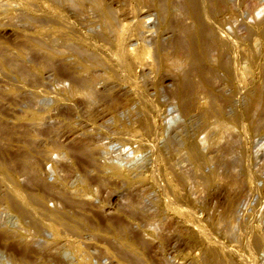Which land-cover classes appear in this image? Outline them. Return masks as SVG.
<instances>
[{"label": "bare ground", "instance_id": "6f19581e", "mask_svg": "<svg viewBox=\"0 0 264 264\" xmlns=\"http://www.w3.org/2000/svg\"><path fill=\"white\" fill-rule=\"evenodd\" d=\"M17 1L21 5L19 12L9 1L0 2L1 31L7 27L16 29L13 43L0 40V78L8 80V93L16 94L19 84L39 89L45 85V75L66 78L70 86L59 96L81 97L88 107L81 117L90 132L83 128L71 130L68 122L51 125L48 112L29 107L23 108L22 115L9 112L13 119L9 121L5 117L10 108H0V207L15 218L13 228L0 225V246L11 252L10 264L50 262L51 257L47 258L38 247L45 236L51 238L57 250H80L86 233L91 242H105V253L118 264H153L147 261L144 244L128 225L141 222V218L149 219L148 214L138 210L142 205L139 198L127 201V211L119 209L127 221L115 216L108 218L109 228L97 224L96 211L91 209L95 205L81 197L89 192L87 175L83 173L78 178L82 188L74 194L65 190L69 176L66 173L60 179L61 190L42 180L36 156H43L45 149V154L50 153L48 158L66 157L69 165L85 173L100 164L124 183L138 185V192L144 191L142 183L149 181L158 190L159 203L165 211L181 219L186 229L196 227L192 241L200 248L201 257L193 264H264L263 229L240 220L241 234L229 238L239 245V250H234L217 241L203 226L186 191L190 181L210 189L219 182L220 171V178L233 189L240 186L241 177L232 172L229 161L224 164V156L237 150L243 158L250 156L252 135L264 129V17L248 27L244 37L231 42L221 30L235 0H118V9L105 0ZM259 4L257 0L250 7L256 17L263 12L258 10ZM154 18L158 25L154 22L157 27L149 29L148 23ZM148 36L151 43L146 40ZM167 70L176 76L171 90L159 77ZM147 80L151 83L147 84ZM219 83L230 87L232 96L243 93L242 110L233 115L226 113L230 101L219 95ZM147 85L152 87V94ZM117 87L128 89L131 99H121L122 95L115 93ZM161 96L176 100L181 115L189 122L193 119L190 113L195 111L201 119L200 130L207 131L206 141L181 136L179 142L174 138L164 142L165 112L156 101ZM119 101L123 105L118 106ZM130 106H134L133 121L123 123L121 115ZM100 130L105 131L99 136L115 137L129 154L133 151L129 146L134 144L137 150H150L154 164L150 176L145 178L141 165L127 166L120 159L108 161V148L99 136H94V131ZM62 135L65 138L60 140ZM160 140L167 155L160 151ZM173 157H181L180 162L191 171L184 170ZM240 170L241 176L247 172L249 176L247 166ZM63 171H70V167ZM246 178L253 189L255 179ZM51 198L59 199L67 211L48 209L46 203ZM238 212L234 199L228 201L220 220L213 225L214 231L239 221ZM108 238L117 240L126 251L119 250Z\"/></svg>", "mask_w": 264, "mask_h": 264}, {"label": "rangeland", "instance_id": "374dc122", "mask_svg": "<svg viewBox=\"0 0 264 264\" xmlns=\"http://www.w3.org/2000/svg\"><path fill=\"white\" fill-rule=\"evenodd\" d=\"M2 1L4 0H0V2ZM7 1H9L13 5L14 9L17 12H19V10L21 11V5L19 4V1ZM117 1L118 0H105V2L108 3L113 9H118L116 7H119L120 2L118 1L117 3ZM235 1L232 2L231 6H229L228 15L226 16V24L221 30L222 34L229 38L231 42H235L239 37H244L248 27L252 26L254 23L259 22V20L264 17V0H260L258 10H263V12L260 14V16L258 15V17L254 15L256 11L252 12L250 8L255 4L257 0H238V6ZM47 12L48 14L52 13L51 11L50 13L49 11ZM154 20L155 21H152L153 24L152 22L148 23L149 29H155L157 27L158 21L156 20V18H154ZM71 22L73 24L72 19ZM154 22H156L157 25H155L156 23L154 24ZM18 27L20 26L18 25ZM75 27L76 26L74 25V28ZM15 32L16 29L10 27H7L6 30L3 29V31H1L0 29V40L2 41V43H13L16 35ZM149 37L150 36H148L146 40L149 39L151 41L152 39L151 37ZM248 43L249 42H245L244 45ZM11 48L15 52V48L12 46ZM242 49L243 48H241V50ZM133 50L134 49L131 48L130 52H133ZM227 58L231 59V55L227 56ZM159 77L160 79H162L163 85H166L169 90L174 88L176 79L175 72H173L172 70L162 71L159 73ZM1 78L4 80H2ZM1 78L0 93L2 97L0 98V108H10L7 109L9 110L8 113L6 112L8 117L6 116L5 118L9 119L12 114L13 116H17L18 114L22 115L21 112H23V108H36L38 110H45V112H48V114L50 115L49 121L51 125H65V122H68L70 126L69 129L71 130H78L83 128L85 129V131L90 132V128L86 127L84 120L81 117V115H83L82 112L85 110V108H88L81 97L79 95H75L69 97V99H62V97L59 96L63 94V92L68 90L70 86V83L68 80H66V78L57 79L55 78V76L47 77V75H45V79L43 81L45 84L43 85L44 87L41 86L39 89L35 88L34 90V88L29 89V87L24 85V87H22V85L19 84V87L21 88L14 95H10L8 93V80L3 78L2 76ZM149 83H151V81L147 80V84ZM217 87L219 95L222 97V99L230 101L225 108V111L228 115H233L237 110L243 109V93L240 92L239 94L232 96L230 87L224 84L221 85L220 83L219 85H217ZM150 88L152 87L150 85H147L148 93L152 94L153 91ZM120 90L122 91L120 92ZM115 93L119 96L122 95L120 97L121 99H131L128 89L123 90V88L117 87L115 89ZM130 101V103L133 102L132 100ZM156 101L158 106L160 108H163L165 112V119L163 120V129L165 130L166 127V132L163 133L164 142H166L167 138H174V140H176L175 142H179L177 140H180L181 136L182 138L195 137L196 141H206L208 137L206 133L207 131L200 130L201 119L195 116V111L190 113L189 116H192L193 119L191 118L192 121L190 120L189 122L186 117L181 115L180 108H178L177 102L173 98L168 96H161ZM118 103V106L123 105V102L121 101H119ZM130 107L131 108H128V112L124 110L125 113L123 112L124 114L121 115L120 119L123 123H131V121H133L132 113L134 110V106ZM16 109L19 112H17ZM11 110L16 111V113H13ZM9 112H11L12 114ZM62 116L68 117L69 120H64ZM123 116L124 118H122ZM10 120L13 119L10 118L9 121ZM104 131H94V136H99V134L102 135ZM252 136L254 137H251L252 140H250L252 144L250 145V156L248 155L243 158L241 151L237 149V151H233L232 153L224 156V164H228L227 161H229L230 169L232 168L231 170H233L232 172L241 177L239 178L240 186L238 189H233V186H231L226 180L220 178L221 171L219 172L220 183H216L210 189H205L206 185H204L203 188L199 184L192 183L191 181L186 185V191L188 190L187 192L192 201L191 203L194 206L195 210L198 211L203 226L212 232V236H214L217 241L225 243L228 247H231L234 250H239V245L235 242L231 243L229 238L238 237V235L241 234L242 229L240 228L239 223L242 224V222L240 220H244L247 223L252 222L254 226H258L259 228L264 230V129H261L257 135ZM63 138H65V136L62 135L60 140H63ZM98 138L100 140L102 139V143H104L103 145L108 148V161L112 159H120L126 162L127 166L141 165L143 166L142 172H144L145 178L147 179L150 176L154 165L151 160L152 154L150 150H137V145L134 144L132 146H129L133 149L132 153L129 154L127 146L125 147L127 149H124V147H122L123 143L118 141L115 137L104 138L103 136H99ZM162 140H160L161 142L159 141L160 151L162 155H167L168 152L166 150H163L164 142L162 143ZM204 145L206 147L207 142ZM45 148L47 147H43V149ZM43 151V156L37 155L36 159L38 158L37 161L41 164H39V174L41 173L40 177L42 176V180L46 184H48V186H56L54 187L56 189L57 187H59V185L61 187V177L68 174V181L66 180L65 182V190L69 194H74L82 188L79 180L83 177V175H87L86 177L89 179L91 186L89 185V192L87 190V192L85 193L86 196L84 195L83 198V194H81V197L82 199L90 200L92 206L93 204L96 206V210H94L95 206L91 207L92 212L96 211L94 214V220L97 224H104L106 226L105 228H109L110 224L107 220L110 217L115 218V216H117L120 217L121 220L127 221L123 217L126 215L120 212L119 209L127 211V201L135 199L136 197L137 200L139 198L138 201L140 205H142L139 206L138 210H140V212L144 211L145 214H148L149 219L145 220L141 218V222L143 224L139 221L137 223H130L128 225L132 229L134 237L144 244L146 250V258L149 263L193 264L194 260H197L201 257L200 248L192 241V236L195 233L193 231L196 229V227L186 229L187 227L184 225L181 219H179L172 212L165 211L162 205L160 206L161 203H159L160 195L158 190L152 184H150L149 181L145 180L142 183L144 191L138 192V185L131 186L124 183L117 176H113L111 171L105 170L102 166H100V164L95 168L97 169V171H95L94 168H92V170L87 169V173L89 171L92 172L90 174H87L85 172H82L83 170L78 168L76 165H69L70 163L68 162V159L66 157H61L60 159L58 157L56 159L52 156L53 158H48L50 153H46L48 154L46 155L45 151L47 150L45 149ZM207 151L208 150L206 149L205 152ZM44 155L46 156V158L44 157ZM173 160L176 163L180 162L181 157H173ZM179 164L181 167H185L184 170L191 171V167L189 169L187 164L181 162ZM63 165L65 167H63ZM67 166L70 167V171H67L70 172V174L63 171V169L65 170ZM246 166L249 169V176L247 172L243 177L241 176L242 172H240V169H244V167ZM246 177L255 179V187L253 189L249 187ZM97 179L100 181H98ZM93 180L96 182H93ZM18 182L19 184H23L22 179H19ZM199 183L202 182L199 181ZM60 187L58 188L59 190H61L62 188ZM75 190L78 191L75 192ZM136 193L138 196L136 195ZM231 199H234L235 204L237 205V208L239 210V215L237 214L239 221L226 226V229L222 230V228L219 227L221 228L220 231H214L213 225H216L218 223L223 211H225L228 201H230ZM46 206H48V209L51 210L67 211L64 210L66 208H64L62 202L59 199L55 198H51V200L46 203ZM141 207L142 209H140ZM106 212H110V214L108 213L107 215ZM103 214H105L104 217ZM88 215L92 214L89 213ZM104 219L106 221H104ZM97 220L99 221L97 222ZM14 223L15 218L13 214L7 212L4 207L1 206L0 225H2L3 227L6 225V228H13L15 226ZM134 230L137 231L135 232ZM86 235L87 233L82 240L85 245L83 244L82 246H80V250H73L65 247H63L61 250H57L50 237L46 238L47 236H45L44 238H40L41 240L40 244H38V247L45 255H47V258L51 257L50 262L48 261L45 264H118L116 259H114L113 257H109L105 253V242H91L89 241V239H86ZM107 240H111L112 244L114 242L113 245L122 252L126 251L125 248L120 247L119 242L114 238H108ZM10 254L11 252L9 250L4 248L3 246H0V264H10Z\"/></svg>", "mask_w": 264, "mask_h": 264}]
</instances>
